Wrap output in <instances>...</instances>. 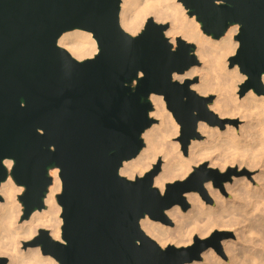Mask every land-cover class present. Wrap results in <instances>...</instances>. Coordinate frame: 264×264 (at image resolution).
<instances>
[{
  "label": "water",
  "instance_id": "obj_1",
  "mask_svg": "<svg viewBox=\"0 0 264 264\" xmlns=\"http://www.w3.org/2000/svg\"><path fill=\"white\" fill-rule=\"evenodd\" d=\"M201 22L202 31L221 37L239 24V46L230 58L246 75L241 94H264V0H180ZM121 0H0V185L9 173L25 189L22 219L45 208L59 168L62 241L40 228L26 244L59 264H188L202 259L230 233L195 235L186 246L162 247L141 228L140 219L169 222L165 210L190 207L185 193L206 196L205 183L230 178L203 163L187 177L154 186L161 159L143 176L120 174L123 161L144 146L143 132L154 118L151 93L163 95L180 124L186 154L200 138L198 123L224 121L189 84L173 79L198 64L195 44L165 35L169 24L149 17L136 35L120 24ZM80 28L93 33L99 50L78 60L58 44L60 35ZM6 159L13 160L9 171ZM2 199L0 195V200ZM8 259L0 256V264Z\"/></svg>",
  "mask_w": 264,
  "mask_h": 264
},
{
  "label": "bare ground",
  "instance_id": "obj_2",
  "mask_svg": "<svg viewBox=\"0 0 264 264\" xmlns=\"http://www.w3.org/2000/svg\"><path fill=\"white\" fill-rule=\"evenodd\" d=\"M149 17L157 22H169L164 33L170 42L174 43L181 37L195 43V54L201 65H193L183 73L175 72L173 79L187 83L199 75V81L190 83V88L203 96L217 93L208 108L219 118L240 116L245 122L238 134L230 122H225L226 129L223 130L219 125H223L224 121L212 125L200 120L198 131L207 136L206 140L192 139L185 154L181 141H173L178 136L180 124L167 110L164 96L151 93L149 99L153 110L150 116L158 119L159 123H153L143 132L144 146L137 156L123 161L120 174L130 179L143 176L162 158L161 170L155 175L153 183L163 191L167 183L184 179L206 161L212 168L225 169L228 165L237 164L241 168L257 167L260 172L254 177L256 186L246 176L234 177L226 185L231 195L229 198L208 181L205 187L215 199L214 205L207 203L197 191H190L185 193L191 203L187 211L179 205L165 211L173 220L174 227L146 215L140 219L141 228L161 246L187 245L192 243L197 233L206 236L214 228L230 229L234 231L235 238L222 241L228 262L223 254L217 255L209 248L202 253L204 261L188 264H264V94L250 89L242 97L237 95L246 75L239 71L237 65L228 68L227 64L239 46L236 39L239 24H231L221 37L214 38L202 31L201 22L195 15L189 14L180 0H121L120 24L131 35L141 32ZM58 44L78 60L92 57L99 50L93 33L80 28L63 32ZM262 81L264 83V76ZM247 137L250 139L244 142ZM4 162L10 171L13 160L6 159ZM59 172L56 166L49 168L52 182L44 197L45 208L35 209L24 220L21 219V205L15 204L17 193L24 187L18 185L10 173L1 182L0 255L9 256L6 264H59L54 257L42 254L40 247L23 245L24 240L33 238L40 228L48 229L55 240L63 242L62 206L57 198L62 191Z\"/></svg>",
  "mask_w": 264,
  "mask_h": 264
},
{
  "label": "rangeland",
  "instance_id": "obj_3",
  "mask_svg": "<svg viewBox=\"0 0 264 264\" xmlns=\"http://www.w3.org/2000/svg\"><path fill=\"white\" fill-rule=\"evenodd\" d=\"M157 22V21H156ZM159 23H163V24H165V23H167V24H169V22H159ZM169 39V38H168ZM191 43H193V44H195L194 42H191ZM173 45L174 46H176V41L173 43ZM194 52H195V50H194ZM236 52V51H235ZM235 54V53H234ZM233 54V55H234ZM231 58V57H230ZM199 60V59H198ZM196 66H200L201 65V63L199 62L198 64H195ZM227 67L228 68H230V67H233V66H230V59H229V62H228V64H227ZM199 78H200V76L199 75H197V76H195L194 78H192V79H190V81H191V83H194V82H198L199 81ZM238 77H236V79H237ZM244 81L245 80H243V82H241V84L239 85V91H238V93H237V95L240 97H242V96H244L245 95V93L244 94H241V92H242V84L244 83ZM183 83V82H182ZM196 92V91H195ZM197 93V92H196ZM197 94H199V93H197ZM200 96H203V95H201V94H199ZM203 97H212L213 99H215L216 97H217V93H215V92H213V93H211V94H209L208 96H203ZM150 100V99H149ZM151 101V100H150ZM213 101V100H212ZM153 104V103H152ZM166 107H167V105H166ZM167 110H169L168 108H167ZM170 111V110H169ZM172 113V112H171ZM218 116V115H217ZM152 118H154V122L153 123H159V121H158V119H156L154 116H151ZM219 117V116H218ZM175 119V118H174ZM221 119H223L224 120V123H223V125H219L223 130H225L226 129V126H224V124H225V122H230V123H232V124H234V126H235V128H236V131H238V134H240V126L242 125V123H244L245 122V119L243 120H241V117L240 116H236V117H230V116H228V117H226V118H221ZM215 124H217V123H215ZM215 124H212V125H215ZM201 134V137L200 138H197L198 140H203L204 141V139L206 140V135L205 134H202V133H200ZM180 131H179V133H178V136H177V138H173V141H177V140H180ZM243 139V137L242 136H240V139ZM248 138V139H247ZM247 138H245L244 139V142L245 141H247V140H249L250 138L249 137H247ZM188 152V151H187ZM159 159H161V165H162V158H159ZM158 161V160H157ZM157 161L155 162V163H157ZM204 163H207V166L209 167V162L208 161H206V162H204ZM201 165V164H200ZM199 165V166H200ZM210 168H212V167H210ZM213 169H218V171L220 172V173H227V172H229V170H231V173H230V178L229 179H227V180H222L221 181V183H218V184H215L214 182H213V180H210L212 183H213V185L215 186V187H217V188H219L220 190H221V192L226 196V197H230L231 195H230V193H228L227 192V187H226V185H227V183H230V182H232L233 181V178L234 177H240V176H246L248 179H250L251 180V182L253 183V185L254 186H256V184H257V182L254 180V177L255 176H257V173L259 174V172H260V170H259V168H253V169H249V168H247V167H240L239 165H237V164H233V165H228L227 166V168H225V169H220L219 167H213ZM161 170V169H160ZM194 170H192V172H193ZM254 174V175H253ZM177 180H181V179H177ZM171 182V181H170ZM204 187H205V185H204ZM158 188V187H157ZM24 189L25 188H23V190L21 191V192H19V193H17V195H16V200H15V204L17 205V203H18V205L20 206V207H22V209H24V207H23V205H22V202L20 201V199H19V195H21L22 193H23V191H24ZM159 189V188H158ZM160 190V189H159ZM205 190H206V196H203V195H201L199 192V194L201 195V197H203L204 199H205V201L207 202V203H209V204H211V205H214L215 204V199L213 198V197H211L210 196V194H209V192H208V190H207V188L205 187ZM161 191V190H160ZM165 191V188H164V190L163 191H161L162 193ZM2 200V199H1ZM189 202V201H188ZM190 203V202H189ZM17 205V206H18ZM180 206V205H179ZM181 207V206H180ZM190 207H191V203H190ZM189 207V208H190ZM188 208V209H189ZM182 209V208H181ZM187 209V210H188ZM186 210V211H187ZM166 211V210H165ZM167 215V214H166ZM22 216H23V213H22V215H21V219H22ZM168 216V215H167ZM169 218V217H168ZM24 220V219H23ZM169 222H163V221H160V222H162L163 224H165V225H167V226H169V227H174L175 226V224H174V222H173V220L172 219H170L169 218ZM156 221H159V220H156ZM216 230H218V231H225V232H228V233H230L228 236H226L224 239H228V238H235V233H234V231L233 230H230V229H219V228H214L208 235H206V236H200L198 233L197 234H195V235H198L199 237H201V238H203V237H207V236H209V235H211L214 231H216ZM32 239V238H31ZM31 239H26V240H24V242H23V245H25V243H27L29 240H31ZM154 239V238H153ZM223 239V240H224ZM155 240V239H154ZM222 240V241H223ZM221 241V247H222V250H221V252H217L215 249H213L214 251H215V253L217 254V255H222L223 254V258H224V260H226L227 262L229 261V258H228V256H224V253H223V242ZM158 242V241H157ZM193 242V241H192ZM159 243V242H158ZM173 245H175V246H186L185 244H181V245H176V244H173ZM187 245H189V244H187ZM27 246H30V245H27ZM167 246V245H166ZM166 246H162V247H166ZM24 247V246H23ZM0 256H2V257H6L7 259H8V261H9V256H7V255H0ZM195 261H204V257H203V254H202V259L201 260H195ZM194 262V261H193ZM200 263V262H199Z\"/></svg>",
  "mask_w": 264,
  "mask_h": 264
}]
</instances>
